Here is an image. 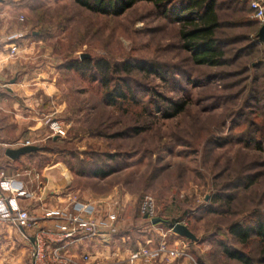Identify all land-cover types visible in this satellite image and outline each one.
<instances>
[{"label":"rangeland","instance_id":"1","mask_svg":"<svg viewBox=\"0 0 264 264\" xmlns=\"http://www.w3.org/2000/svg\"><path fill=\"white\" fill-rule=\"evenodd\" d=\"M256 1L264 6L250 0L241 12L242 5L218 0L217 36L227 64L210 69L191 62L178 24L150 2L112 17L73 0H0L8 22L34 45L21 53L24 66L48 72L53 87L43 107L20 108V124L0 138L43 148L25 156L28 167L39 173L58 167L68 182L65 193L86 194L90 200L83 202L121 212V222L140 223L141 202L151 197L165 222L154 225L157 232L179 239L189 264H238L222 255L221 245L259 261L264 245L253 239L242 246L227 232L233 223L264 221V47L253 45L261 27L251 8ZM82 54L90 58L81 60ZM83 60L104 74L103 62H141L158 73L131 72L134 100L111 107L97 81L67 68ZM170 102L184 103V110L164 118ZM100 170L111 173L92 176ZM171 223L186 226L196 242L173 233ZM22 246L1 239L2 264H29Z\"/></svg>","mask_w":264,"mask_h":264},{"label":"crops","instance_id":"2","mask_svg":"<svg viewBox=\"0 0 264 264\" xmlns=\"http://www.w3.org/2000/svg\"><path fill=\"white\" fill-rule=\"evenodd\" d=\"M262 1L264 2V0ZM3 8V5H0V132L2 134L13 125L20 124V108L34 111L35 108L43 107L53 93L52 84L46 79L48 72H38L24 66L27 65L28 61L26 59L23 63L21 53L31 52L34 45L33 43L29 45V41L25 39L26 35L22 31H16L13 25L8 22ZM13 35L19 36L14 41L18 46V51L11 56L9 45L12 44V41H9L8 38ZM23 124L26 123L22 122ZM39 126L38 124L37 127L39 128ZM19 147L20 144L10 143L4 138H0V172L4 171L7 175H12L16 171L31 169L25 162V156L16 161H12L5 156L7 149H17ZM41 174L44 188L40 192V201L32 203L28 200L19 199L18 202L38 219L37 228L53 229L55 225L61 222L53 219L44 220L43 214L47 210H54L55 208L67 209L68 200H74V192H64L68 187V182L66 183V179L63 178L65 176L58 167L54 166L48 171L41 172ZM77 198L76 200L79 201L90 200L86 194H82L81 197ZM109 208H103L102 210L110 211ZM119 216L121 218V214ZM158 232L155 226L148 223L144 218L140 219V223L133 225L131 218L127 217L126 223L124 221L120 222L117 232L109 235V237L102 238L99 236L93 240L81 239L70 246L53 244L52 247L59 250L60 255L67 264H92L94 261L101 259L124 260L128 258L131 252L140 248L157 249L160 244L165 243L167 251L176 250L181 251L182 254L177 258L162 255L159 260L157 259L152 264H189L187 262L186 246L177 247L176 244L180 242L179 239L170 242L164 234ZM34 233L35 229H32L28 232V235L33 236ZM135 234L137 239L134 237ZM1 239L20 242L27 252L31 249V238L29 242L25 241L20 233L11 228L0 230ZM173 247H176V249H172ZM1 248L0 264L7 257L6 252H2L4 248ZM83 257H86V259L84 260ZM10 263L13 264L12 259H10Z\"/></svg>","mask_w":264,"mask_h":264},{"label":"trees","instance_id":"3","mask_svg":"<svg viewBox=\"0 0 264 264\" xmlns=\"http://www.w3.org/2000/svg\"><path fill=\"white\" fill-rule=\"evenodd\" d=\"M249 1L231 0L230 3L242 5L245 9L241 8L240 11L243 12L248 11L246 6ZM73 2L91 13L112 17L122 15L138 2L153 3L155 7H158L163 17L169 18L173 23L178 24V38L181 48L189 55L194 65L219 69L227 64L223 44L217 36V31L223 26L217 9L219 6L218 0H73ZM228 24H230L227 25L228 27L233 26V23ZM245 24H248V26L253 25L250 22ZM256 39L253 45L257 47V45L262 44L264 47V42H261L257 35ZM92 64L91 60L73 61L67 68L78 72L82 77L92 82L97 81L104 91L102 95L103 104L111 107H117L120 103L134 100V90L128 77L131 72L158 73L157 69L145 67L141 62L133 64L128 62L113 63V65L103 62L104 66L102 67L105 69L106 74L102 73L103 71L101 72L100 66L93 64V67ZM93 69H96L97 75L92 73ZM184 107V103L170 102V105L164 110V113L167 111L170 113L163 116L164 118H171L181 113ZM256 143L259 145V142ZM43 150L39 147L37 152ZM37 152L25 156H32ZM110 173V171L100 170L92 176L104 178ZM227 232L242 246H246L253 239L264 245V221L259 218L252 221L233 223L228 227ZM221 253L226 259L238 264H264V256L255 262L243 250L229 248L225 245H221Z\"/></svg>","mask_w":264,"mask_h":264},{"label":"built area","instance_id":"4","mask_svg":"<svg viewBox=\"0 0 264 264\" xmlns=\"http://www.w3.org/2000/svg\"><path fill=\"white\" fill-rule=\"evenodd\" d=\"M251 8L254 11V18L260 26H264V6L260 2H253ZM20 21H23L21 18ZM19 36L13 35L8 38L12 41L9 45V54L15 55L18 46L14 43ZM53 131L59 130L57 123L51 124ZM31 146L28 141L20 144V147ZM43 176L33 169L16 171L12 175L0 172V230L11 228L26 241L30 238L31 249L29 251V264H67L53 244L72 245L77 240H93L99 236L106 238L116 233L121 222L118 211H103L91 202L79 200H68L67 209L55 208L47 210L43 219L59 220L61 223L53 229L37 228L38 219L32 216L29 211L19 204V199L28 200L32 203L40 201V192L43 189ZM141 218L150 223V220L157 217L153 199L144 197L139 207ZM35 229L33 236L28 232ZM166 244H160L157 249L140 248L130 253L127 259L96 260L92 264H152L162 255L179 257L181 251H167ZM85 260L86 257H83Z\"/></svg>","mask_w":264,"mask_h":264},{"label":"water","instance_id":"5","mask_svg":"<svg viewBox=\"0 0 264 264\" xmlns=\"http://www.w3.org/2000/svg\"><path fill=\"white\" fill-rule=\"evenodd\" d=\"M259 40L261 42H264V26H261L259 28L258 34H257ZM90 56L87 54H82L80 55V59H89ZM39 150L38 147L36 146H23V147H19L17 149H7L5 151V156L12 160V161H16L19 158H21L22 156L28 155L30 153L33 152H37ZM146 219V218H145ZM150 223L152 225H156V224H160V223H165L164 221H162L160 218L156 217L150 220ZM172 230L173 233L177 234L180 237H183L191 242H196V237L194 236L193 233H191L188 228L180 223H171L168 224ZM31 241H33V239H31Z\"/></svg>","mask_w":264,"mask_h":264}]
</instances>
